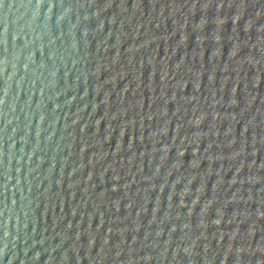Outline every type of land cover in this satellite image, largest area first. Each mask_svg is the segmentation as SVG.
Segmentation results:
<instances>
[{
  "label": "water",
  "instance_id": "water-1",
  "mask_svg": "<svg viewBox=\"0 0 264 264\" xmlns=\"http://www.w3.org/2000/svg\"><path fill=\"white\" fill-rule=\"evenodd\" d=\"M0 264H264V0H0Z\"/></svg>",
  "mask_w": 264,
  "mask_h": 264
}]
</instances>
